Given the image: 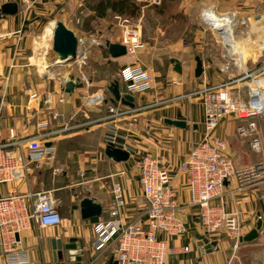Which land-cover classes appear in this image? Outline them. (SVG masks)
Instances as JSON below:
<instances>
[{"label":"crops","instance_id":"1","mask_svg":"<svg viewBox=\"0 0 264 264\" xmlns=\"http://www.w3.org/2000/svg\"><path fill=\"white\" fill-rule=\"evenodd\" d=\"M7 1H17L19 3V0H3V3ZM142 1L144 0L140 1L144 4V7L151 6L156 8L157 5L161 4ZM201 1L202 5L205 4L204 7L214 6L216 12H219V6L222 3L220 0ZM239 1H243L244 4L248 0ZM236 2L238 1L236 0ZM19 6V12L16 15L8 16L1 22L0 116L2 119V131L0 139L8 137V129L10 127H14L19 135L44 131L45 129L40 126L43 119L50 120L48 129H56L69 123V119L65 120V122L67 121L66 123L60 124L59 122L55 123L51 118L52 112L46 111L48 110V104L45 103V99H47L48 95L52 99L53 112L60 113V115H63L62 118L65 119L69 115L78 113L74 122L83 120V113H80V109L84 108L83 106H90L87 101L88 97L105 93L108 101L111 100V94L106 90L107 85L112 81L110 79L93 78V81L86 87L78 88L73 93H64L60 88L61 81H65L64 75H69L71 69L66 68L64 72H59L57 71V66H52V69L56 70L54 73L56 77L54 75H50L51 77L48 75L42 76L43 72L41 69L47 67V63L51 66L56 60V57L49 51L48 47L46 50H40L43 46L40 45L39 41H36V36H33L34 30L32 28L34 24L39 23V20L43 18L54 20L48 28L51 37L53 35L52 32H54L55 20L62 19L68 26L69 21H74L75 19L86 20L87 22L85 23H87L88 28L85 30L81 29V32L90 38L83 39L85 42L83 46L80 45L79 52H81V48L87 52L88 47L96 46L95 54L98 58H102L105 61L104 65H111V61H113L120 66V71L135 60H138L150 70L153 69L152 63L147 62L148 55L159 50H167L166 52L168 53L173 50L180 51V53L188 52L187 54L192 52V55L190 57L187 55V58L179 54H171L169 56V59L177 57L182 61L183 73L180 78L175 77L177 73L173 70V66L169 61L172 66V75L170 73L169 80L178 81L180 85L177 86L183 91H185L184 86L187 83L185 80L190 79L188 76H195V57L200 54L204 59V55L209 54L208 47L205 46V40L202 41L199 33L195 32L192 34L193 39L189 41L190 46H186V49H183L181 45V49L176 47L175 49V43L170 38L162 36L165 31L160 25L162 19H159V24L154 26V33H150L147 38H142L144 46L135 55L129 59H123L124 57L111 59L108 51L99 47V42H104V38H109L111 41L124 43V28L129 24V20L124 18V16L116 18L115 15L112 18L115 19L113 22L107 18L91 20L90 16L93 11L89 6V0H38L29 10H26L20 4ZM157 14L161 15V13ZM139 17V23L135 25H139L142 30V27L147 25L145 8ZM87 33H91V35ZM202 37L204 39L203 34ZM94 39L98 43H93ZM32 40L33 42L35 41L34 46L39 44L35 46V51L31 49V51L35 52L31 56V54H28L31 51L26 46ZM189 58H193L192 63L188 62ZM203 61L204 73L202 77H193L194 79H199V82L195 81L196 86L193 89L201 86L206 80L219 79L217 72H212L210 69L215 68L212 65V55ZM87 74L88 78L92 77L89 73ZM79 75L83 77L82 74ZM116 75L119 78V72ZM16 79L59 80L54 81L52 89L50 88L47 92L42 93L40 91V89L44 88V86H41L43 85L42 82L36 84L39 90H33L27 87L28 85L25 84V81H16ZM44 82L45 84L48 83L46 80ZM49 84H51V80H49ZM157 86L158 83L155 79L154 90L150 94H135V103L140 105L151 101L154 102L156 99L173 97V86L168 84L162 89L156 88ZM34 93L39 97L32 98L31 95ZM61 97H63V101H59ZM174 102L157 105L155 107L158 108L145 114L143 112L138 135H135L133 140L138 150L145 151L156 157L160 164L170 173L171 185L177 194L180 214L187 224L188 229L181 236L171 237L164 233L159 234V237L166 240L170 247L176 249L175 252L168 255L170 257L166 264H244L246 260L249 264H264V231L260 233L256 240L247 243L240 241L241 243H238L235 247V241L229 238L226 233L213 235V237H208L204 233L200 224L199 208L191 203L187 174L182 169L192 145L199 142L204 134L203 105L201 99L197 97L191 100L184 99L181 103ZM32 103H34V108L31 105ZM107 104L94 105L92 106L93 109H84V112H87L92 119L102 118L108 113ZM165 118L186 120L187 126L181 128L167 125L164 122ZM239 122L240 120L228 118L223 120L217 129V134L227 139L235 164L237 166H246L260 161L264 162V150L262 153L254 152L251 148L250 138H242L237 134V124ZM105 125V122H96L84 129L73 128L49 137L47 141H52V145L57 147L55 159L45 161L40 167L36 168L30 174L29 183L22 180L0 185V195H8L13 191L25 193L28 189L34 191L53 190L55 197L60 202V211L64 219L61 225L52 227H42L32 221L31 227L19 234L20 237L17 238L18 242L14 247L15 252L6 253L0 243V264H11L9 257L15 253H26L30 261L28 264H48L52 261L51 239L59 237L66 239L77 237L81 239L85 245V257H92L93 223L95 221L82 219L79 202L86 195L96 197L104 205V212L107 209V212H103L101 217L108 218L110 207L114 203V184L119 183L123 188V198L126 204L119 208L123 221H130L143 212V191L139 182L138 170L131 159L126 162H115L106 157L104 153L106 145L103 141ZM195 125L198 127L195 128ZM93 131L97 133L96 137L98 142H101V149H98V154L91 161V164L93 163L89 167L91 175H87L83 169L86 161H83L84 157H82L80 173L84 176V179L75 181L74 174L69 169L70 162L59 155L58 140L60 137H72L82 132L94 133ZM69 143L76 145L75 140H70ZM78 187L82 189L81 192L78 191ZM84 187L88 193H85ZM261 200H264V180L254 181L243 190H239L238 182L233 180L228 183L213 202L215 204L224 202L228 212L239 211L244 235L256 227V213L260 208ZM214 240L218 242L217 248L203 254L198 243L204 241L207 244ZM186 246L189 247L188 251L184 250ZM109 254L108 252L100 256L97 263L104 262ZM199 255L201 259H199ZM205 256L206 260L203 259Z\"/></svg>","mask_w":264,"mask_h":264},{"label":"built area","instance_id":"2","mask_svg":"<svg viewBox=\"0 0 264 264\" xmlns=\"http://www.w3.org/2000/svg\"><path fill=\"white\" fill-rule=\"evenodd\" d=\"M37 1L19 0V4L29 9ZM148 1L157 3L160 0ZM2 4L3 0H0V7ZM206 8H202L199 23L202 32L211 36L216 47L212 65L217 69L219 79L206 80L201 86L177 97L136 104L134 107L120 102L115 105L111 100L108 101L105 93L92 95L87 99L88 105L108 103V113L102 118L92 119L87 112H83V120L74 122L75 116L72 115L69 123L56 129H48L50 120L43 119L40 126L44 131L19 135L14 127H10L8 137L0 139V185L22 180L29 183L30 174L36 168L56 158L57 147L44 144L49 137L73 128L84 129L96 122L106 123L103 136L106 146L112 145L130 152L143 191V212L130 221H123L119 211L126 204L123 188L119 183L114 184V203L110 207L109 217H100L93 223V261L90 264H115L110 261L112 257L118 264H166L167 256L176 249L170 247L159 234L178 237L187 231V224L180 214L177 194L171 185L170 173L156 157L138 150L133 143L145 110L180 99L200 98L204 110L203 137L192 145L182 166L187 174L191 203L199 208L202 229L208 237L226 233L239 239L242 235L239 211L228 212L224 202L215 204L213 200L233 180L238 182L239 190L246 189L254 181L264 180V162L237 166L227 139L219 136L217 129L225 119L240 120L237 134L242 138H250L254 152H263L264 132L259 129L258 118L264 117V48L256 57L241 61V53L236 49H240V43L248 48L246 45L253 40L249 38L257 34L251 31L253 28L246 19L248 15L240 16L238 10H218L217 14L206 16ZM228 15L231 16L229 20ZM251 16H255L253 21L257 22L258 15ZM218 21H223V25H218ZM124 32L127 51L135 55L144 46L141 27L128 24ZM183 42L189 44L188 40ZM259 57L261 61H257ZM85 58H82V63L86 62ZM119 79L122 95L143 94L155 87L154 74L138 60L123 67ZM174 83L179 84L176 80ZM31 96L39 97L36 93ZM45 102L50 110H54L49 104L52 103L49 95ZM51 112L52 119L60 116L56 111ZM32 221L42 227L63 223L60 202L53 190L28 189L25 193L13 191L8 195H0V243L6 253L15 252L17 234L29 229ZM184 250L188 251L189 247L186 246ZM108 252L110 254L106 260L97 263L99 257ZM9 262L28 264L30 261L26 253H15L9 257Z\"/></svg>","mask_w":264,"mask_h":264},{"label":"rangeland","instance_id":"3","mask_svg":"<svg viewBox=\"0 0 264 264\" xmlns=\"http://www.w3.org/2000/svg\"><path fill=\"white\" fill-rule=\"evenodd\" d=\"M136 1L141 3L140 2L141 0H136ZM146 1L148 3H150L148 0H144L142 2H146ZM162 1L163 0H161V2ZM220 1L222 3L219 6V11L238 10L240 12V16L248 15L247 17L252 18V19L255 16H251V15H258L259 17H261L260 19H262V17H264V0H248L244 4H243V1H239V0H237L238 2H236V0H220ZM161 2L159 1L157 3L155 2L152 4H158ZM201 2H202L201 0H184V3H183V0H173L171 3H169V8L167 9V12L165 11L164 14H161V15L157 14V13H159L158 12L159 10L157 8H153L151 6L150 7H148V6L144 7V4L141 3L139 13L143 12V10L145 8V19H146V24H147L146 26L144 25V27H142V32L144 35V36L142 35V38L143 37L147 38L148 35H150V33H154V31H155L154 26L156 24L157 25L159 24V19L160 20L162 19L160 25L163 28V30L165 31L162 36H164L165 38L166 37L170 38V40L175 43L174 48L176 47L177 49H181L180 46L182 45L183 49L184 48L186 49V46H190L189 44L188 45L184 44L183 40L190 41L191 39H193L192 34H194V32H195V33H199L202 41L205 40V46L208 47L209 53H210V51H212L210 53V56L212 55V57H214L216 54V50H215L216 47L213 45V41L211 39V36L204 34L202 32V29H201V26L199 23V16L203 10L202 8H204V5H205V4L202 5ZM26 10H29V9H26ZM118 16L120 17L121 15H116L115 17L118 18ZM139 16L140 15H138V17H136V18H132L131 20H129L128 21L129 25L135 26V24H138L139 23L138 20L140 19ZM52 21H54V20H51L49 18H43V19L39 20V23L34 24V26L32 28L34 30L33 36H36V38H37L36 41H39L40 45L43 46V48L40 50H43V49L46 50L47 47L49 49L51 36H50L49 31H48V28H49V25ZM113 21H115V19H112V22ZM219 22L222 23V21H219ZM253 22L254 21H252V23ZM255 24H256V22H255ZM255 24H253V26H254L253 28L256 32L257 26ZM263 24H264V21H263ZM69 26L71 29H73L75 31V33L78 36L82 37L83 39H85V38L89 39L90 38L87 35H83V33L81 32V29L85 30L86 28H88L87 23H85V20H82V19L76 20L75 19L74 21H69ZM87 34L91 35V33H87ZM202 34L204 35V39L202 37ZM31 38H34V37H31ZM256 38H257V34H255V36H252V39L254 40V41H252L253 48L255 46V39ZM0 42H1V40H0ZM34 42L32 40V41H30V44H28V46H26L28 49H30V51H31V49L34 50L35 46L39 44L38 43L34 46ZM93 43H98V42L94 39ZM101 43H103V42H99V44H101ZM143 44H144V42H143ZM80 45L83 46V43ZM88 48H89L88 51L87 52L84 51V53H83V50L81 48L82 53L78 56V59L76 61L66 63L65 64L66 66L65 65L62 66L61 69H60V67H58L57 71L64 72L66 70V68L67 69L69 68V69H71L70 73H74L77 76H80L79 74H82L83 77L80 76L81 79L86 78V81H88L91 78L92 79L93 78L94 79H110V80L118 78V77H116L117 76L116 74L118 73V70H120V66L116 65V63L114 64L113 61H112L113 64L111 63V65H104L105 61H103L102 58H98L97 55L95 54V49H97L96 46L88 47ZM261 49H263V48L260 45H258L255 49H253V50L251 49L250 52L247 54V56L249 57L252 55V57H256L258 55V52ZM34 51H31L28 54H31V56H32L35 54ZM166 51L159 50L156 53H150L148 55L147 62L152 63L151 65L154 66V68L151 69V71L154 74L155 79L157 80V83H158V86L156 88L162 89V88L168 86V84H170L171 86H173L172 87V89H173V95L172 96H174V97H177V96L183 94L184 92L192 91L193 88L196 86L195 81L197 82L199 80V79H194L193 78V77H195L194 75L193 76L191 75V77L188 76V78H190V79L185 80V81H187L186 85L184 84L185 85L184 86L185 91H183L180 87L177 86L180 84H175L174 81L169 80L170 79V73L172 75V72H171L172 66L169 63V56L171 54H179L180 56L187 58V55H189V57H190V55H192V52L190 54H187L188 52L187 53H180V51H177V50H173L171 53L170 52L168 53ZM84 56L87 59L85 58L84 60H86V62L82 63L81 60ZM131 56H133V54L128 53L126 56H123L124 57L123 59H126V58L129 59V58H131ZM210 56H209V54H207V55H204V59L202 56H201V58L203 60H207L208 58H210ZM256 59H258L257 61L262 60L261 57L256 58ZM37 61L39 62V60H37ZM192 61H193V58H189L188 62L192 63ZM195 62L196 61H194V63ZM249 65H251V62L249 63ZM46 66L47 67H43L41 69L43 72L42 76L54 75L56 70L52 69L53 67L49 66L48 63L46 64ZM90 69L92 70L91 72H90ZM210 69L212 70V72H214V71L216 72V70H217L216 68H210ZM87 73L92 75V77L88 78ZM173 75H175V74H173ZM181 76H182V74L177 73V76H175V77L180 78ZM17 80L25 81V84L28 85L27 87L29 89H33V90H39V87L36 84L42 82L43 85H41V86H44V88L40 89V91L42 93H44V92H47L48 90H50V88L52 89L54 87L53 86L54 81H58L59 79H16V81ZM45 80L48 81V83L45 84V82H44ZM49 80H51V84H49ZM181 80H184V79H181ZM214 80H217V79H214ZM190 81H191V84H190ZM88 84L89 83L87 82V85ZM152 90H154V88L151 90L145 91L144 94H147V93L150 94ZM61 99L62 98H59V101H62ZM158 100L159 99H156L154 101H158ZM182 101H184V99L176 100V102H174V103H181ZM148 103H150V102H148ZM49 104L53 106L52 103H49ZM31 105L33 107L34 103H32ZM47 107H48L47 108L48 110H46V111H53V110L49 109L50 108L49 105ZM83 107L84 108L80 109V113H83L85 111L84 109H88V110L93 109L92 106H83ZM161 107H163V106H161ZM155 108H158V107H151V108L145 110L144 114L148 113L149 111H152ZM95 113H97V112H95ZM95 113H93V114L95 115ZM77 114L78 113L74 114L75 119H76ZM62 116L63 115H60L57 119H53L55 121V123L59 122L60 124H64L67 122V121L65 122V120H67V119L70 120L72 115L71 116L69 115V117L67 116L65 119L62 118ZM258 125H259V129L264 132V117L258 118ZM96 134H97L96 132H94V133L82 132L81 134H77V135L72 136V137L71 136L60 137L58 140L59 155L62 156L63 158L65 157V160L70 162L69 163V169L71 170L72 174H74L75 181L84 179V176L80 173V168L82 167L80 161H82V157H84L83 161H86L83 169L85 170L87 175L92 174L89 171L90 170L89 167L92 166V164H93V163L91 164V161H92L93 157L98 154V149H101V142H98V138L96 137ZM70 140H75L76 145L70 144L69 143ZM118 164H120V163H118ZM253 164H255V163H253ZM122 165H124V164H122ZM81 190L82 189L80 187H78V191L81 192ZM106 212H107V209H105L104 213H106ZM218 234H221V233H216L215 235H218ZM227 236L235 241L234 247L238 243L244 242V241H242L243 231H242V235L240 236L239 239H237L236 237L230 236V235H227ZM169 257L170 256H167V260L169 259ZM199 259H201L200 255H199ZM203 259L206 260L207 259L206 256L203 257ZM244 264H249V262L246 260Z\"/></svg>","mask_w":264,"mask_h":264},{"label":"water","instance_id":"4","mask_svg":"<svg viewBox=\"0 0 264 264\" xmlns=\"http://www.w3.org/2000/svg\"><path fill=\"white\" fill-rule=\"evenodd\" d=\"M20 6L17 1L4 2L0 7V40L1 38V22L8 16L16 15L19 12ZM206 16H210L211 13H216V8L210 6L205 10ZM83 38H80L73 29H71L62 19L56 20L54 26V32L50 39L49 51L56 57L55 62L51 66L62 67L66 63L76 61L79 56V47L83 43ZM101 49L107 50L112 59H118L128 54L127 46L119 41H111L109 38H104V42L99 44ZM173 66V70L176 73H183L182 61L177 57H171L169 59ZM196 66L194 69L195 77L199 78L204 73V61L200 55L195 57ZM66 66V65H65ZM93 79H89L88 83H91ZM87 85V81L81 79L80 76L70 73L65 81H61V91L64 93H73L78 88H84ZM106 90L111 94V102L115 105L121 104L134 107L135 96L130 93L121 94L120 79L116 78L110 81ZM1 102V98H0ZM165 124L173 125L181 128L187 126L186 120L165 118ZM198 126L195 125V128ZM45 146H51L52 141H45ZM104 153L107 158L115 162H126L130 159V152L120 147H114L107 145L104 149ZM85 193L86 188H83ZM80 214L82 219L90 220L99 218L103 215L104 205L98 201L96 197L86 195L79 202ZM264 231V200L260 201V208L256 213V227L251 229L248 233L243 235L242 241L252 242L256 240L260 233ZM17 234V238H19ZM218 242L216 240L209 243L200 241L198 246L203 254L211 252L217 248ZM84 242L77 237H70L68 239L59 237L51 239L52 247V261L48 264H90L93 261L92 257H85L84 254ZM111 262L118 264L112 257Z\"/></svg>","mask_w":264,"mask_h":264},{"label":"trees","instance_id":"5","mask_svg":"<svg viewBox=\"0 0 264 264\" xmlns=\"http://www.w3.org/2000/svg\"><path fill=\"white\" fill-rule=\"evenodd\" d=\"M172 1L173 0H163L161 4L157 5L156 7L159 10L158 12L161 14H164L165 11L167 12L169 3ZM89 6L93 11V14L90 16L91 20H95L96 18H107L108 20L112 21V18L115 15H121L124 16V18L131 20L132 18H136L138 15H140L139 12L141 3L137 2L136 0H89ZM85 22L87 21L85 20ZM211 52L212 51H210V53ZM118 72L120 73V70H118ZM143 153L147 152L144 151ZM91 220L96 221L98 219Z\"/></svg>","mask_w":264,"mask_h":264},{"label":"bare ground","instance_id":"6","mask_svg":"<svg viewBox=\"0 0 264 264\" xmlns=\"http://www.w3.org/2000/svg\"><path fill=\"white\" fill-rule=\"evenodd\" d=\"M208 7H210V6H207V8ZM213 13V12H212ZM234 13V12H233ZM214 14H216V13H214ZM233 15H235V16H237V14L236 13H234ZM259 17V16H258ZM231 18V16L230 15H228V20ZM261 17H259L258 18V20H257V22H256V24H255V22H253L252 23V21H253V19H255V17L252 19V18H247L246 17V19H247V21H249V23H250V27H254L253 26V24H255L256 26H257V28H256V32H255V30H254V28L251 30L253 33H257V38L255 39V46H254V48H253V45H252V41H254V40H252V41H250L246 46H248V48L247 47H245L244 46V44L243 43H240V49H236L239 53H241V56H242V58H239L241 61H244V62H246L247 60H248V56H247V54L250 52V50L252 49H255L258 45H260L262 48H264V24H263V21H264V17H262V19H260ZM252 19V20H251ZM237 20H239V19H237ZM217 24L218 25H223V21H222V23H220L219 21L217 22ZM53 31V30H52ZM53 33V32H52ZM231 33H233V31L231 32ZM229 37V36H228ZM263 37V38H262ZM252 38H249V40H251ZM251 43V44H250ZM235 48H236V46H235ZM64 77L65 78H68L69 77V75H64ZM167 242V241H166Z\"/></svg>","mask_w":264,"mask_h":264}]
</instances>
